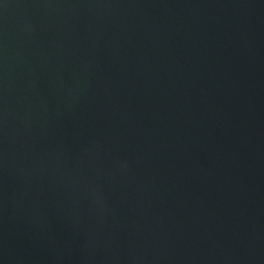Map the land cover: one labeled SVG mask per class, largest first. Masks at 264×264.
Listing matches in <instances>:
<instances>
[{"label": "water", "instance_id": "obj_1", "mask_svg": "<svg viewBox=\"0 0 264 264\" xmlns=\"http://www.w3.org/2000/svg\"><path fill=\"white\" fill-rule=\"evenodd\" d=\"M0 264H264V0H0Z\"/></svg>", "mask_w": 264, "mask_h": 264}]
</instances>
